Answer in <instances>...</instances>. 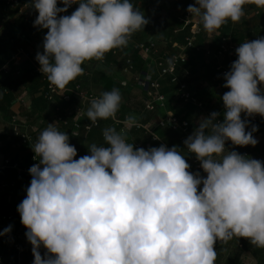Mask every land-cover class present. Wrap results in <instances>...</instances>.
Segmentation results:
<instances>
[{
	"label": "clouds",
	"instance_id": "clouds-1",
	"mask_svg": "<svg viewBox=\"0 0 264 264\" xmlns=\"http://www.w3.org/2000/svg\"><path fill=\"white\" fill-rule=\"evenodd\" d=\"M60 2L28 0L38 12L33 26L47 29L35 59L58 89L84 74L85 61L126 46L149 23L131 0ZM77 3L70 15H58ZM247 4L264 7V0H195L187 11L211 33L239 22ZM235 53L223 74L230 89L222 95L223 120L212 111L183 142L206 177L189 171L177 146L135 147L115 128L103 131L107 146L92 144L90 154L74 159L69 135L48 123L31 145L38 163L29 168L27 195L17 206L33 264H214L217 240L233 237L264 248V161L225 152L229 140L258 143V127L247 131L250 121L241 114L264 117V36L240 43ZM121 99L116 88L91 99L89 127L115 119ZM135 123L126 117V126Z\"/></svg>",
	"mask_w": 264,
	"mask_h": 264
},
{
	"label": "trees",
	"instance_id": "trees-1",
	"mask_svg": "<svg viewBox=\"0 0 264 264\" xmlns=\"http://www.w3.org/2000/svg\"><path fill=\"white\" fill-rule=\"evenodd\" d=\"M185 2L186 6L182 15L186 13L189 4H194L193 0H189V2L188 0H185ZM0 4L10 8V6L7 5L3 0L0 1ZM77 6H79L78 3ZM35 12L37 11L35 10ZM258 13L261 12L259 11ZM21 19L22 22L27 25V22H30V19L26 18L25 16H21ZM181 25L182 24H180L178 28H180ZM19 31L18 37L15 38V40L18 42L17 44H21L25 41L24 39L22 40L24 29L21 28ZM139 31L133 33L132 36L137 37V33ZM203 32L198 39V45L200 46V49L191 50L188 60L181 62L177 66L176 81H172L171 75H165L160 79L161 88L159 91L166 95V109L173 111L180 118L188 120L192 130L198 126L204 117L208 116L207 112H209V110L221 113L219 117L221 120H223L224 106L222 95L224 92L229 91L230 89L223 87L225 83L223 76L224 73H221L218 70V66L223 65L227 68V71L231 66V64H229V54L226 53L224 56L218 55L223 36L231 35V42L237 46H239L240 43L245 42V39L248 36H251V34L243 30L239 24L233 25L232 22L229 21V25L222 26L220 29H218V34L216 35L215 39H213V44L204 46L205 43L203 39ZM188 33V29L177 32L175 36L176 40L173 41L172 39L169 41L168 47L171 50H169L167 53L168 55H171L177 51L178 45L184 43L185 37ZM144 42L149 43L150 41L146 40ZM16 48L17 47H12L11 50L15 51ZM120 48H114L105 54L104 62L100 63L103 67L99 65V61L95 60V63L92 64V69H94L92 77L82 78L78 76L75 80H73L74 83L72 85L74 86L75 84L79 83L82 85L84 90L97 95H101V93L105 91H111L112 89L116 88L119 89L121 97L125 96L131 88L130 86H123L121 82L117 81L115 74L112 75L109 73V60L116 61L117 66L123 70L126 62L125 60H127V57L129 56L132 59V63L134 65L133 73L138 76L142 75L144 72H148V62L150 58L141 50L134 49L130 43H127V45L124 46L122 50ZM25 50L29 52L30 55L34 57L36 56L37 51L33 53L27 49ZM207 50H210L211 54H208ZM120 53H124L126 56L124 57L123 63L121 64H119ZM163 55H165L164 52L158 50V53L155 55L157 62ZM235 59H237V56ZM29 63L31 64L29 68L23 69L12 64L8 73H2L0 71V121L5 123L6 126V131L0 134V155L2 158H11L13 161L21 162L22 165L32 166V148L29 146L19 147L16 145V138L8 121L13 114L27 115L31 123L37 127L36 136H39L40 132L47 127L48 123H52L53 116V120H56L58 110L56 106H52L50 102L44 98L43 91L46 88V83L39 75L34 72V66L32 63L30 61ZM82 67L84 70H89L88 68L85 69L84 63L82 64ZM196 81L203 84L206 82V86H199L198 84L197 91L200 95L195 93L199 100L203 102L202 107L193 104L192 102H185L179 97V88L181 82H185L190 86L191 84L196 83ZM140 89L145 93V98H154L156 95V90L153 88ZM217 89H220L221 91H218ZM24 96L30 98L29 105L20 102ZM214 103L218 104L217 108L212 107ZM16 104L19 105L18 107L14 108ZM78 104L79 100L75 97L70 102L63 100L58 101V105L60 106L62 112L66 108L75 107ZM50 107L51 110L47 111V109ZM88 108L89 105L86 107V112ZM138 109L139 112L144 116L143 123H146L147 121L150 122V124L152 123L153 132L158 136L159 139L153 140L152 135L146 129L136 127L132 128V137L137 142H140L142 147L145 149L149 148L150 146L158 147L161 144H165L169 148L172 146H177L178 151H180L182 155H185L186 161L191 165L189 171H192L193 173L199 171L202 176H205L203 170L197 167V163L195 162V154L189 153L185 147L180 131L173 130L169 126L159 125V115L165 113L163 108L158 107L156 111L151 112L146 110L142 102L137 108H130L128 107V104L120 103L119 110L116 113V118L125 120L126 117L133 113L132 110L138 111ZM241 117L242 119H247L250 121L246 128L247 131L251 130L252 125H256L258 127V131L253 133L254 136L258 133L264 132V117L260 116L257 121H253L251 117L245 116L244 113L241 114ZM84 121L89 122L87 116H85ZM99 121V127L94 128L89 133L80 131L75 132L71 125L68 127L60 125L61 127L58 128L59 131L66 132L69 135V143L76 147L77 156L74 159L78 158V156L90 154L88 147H90L92 144H96L97 146H107L103 137V131L108 126L114 124V122L112 118L106 120L101 119ZM226 143H228V141ZM248 146L249 145L238 147L236 145V150L241 154H246L247 152V155L250 158L264 161V148L260 149V146L258 145H250V148ZM246 147L248 150H246ZM78 151H80L79 154ZM16 175L17 172L12 169H8L0 173V214L13 213L15 216L13 220L15 229L0 235V242L2 243V252L9 259L16 257L17 250L15 248V243L20 242L21 246L24 248L22 263L33 264L34 256L32 253L31 243L28 241H20L18 239V234H25L27 232V228L21 223L20 213L17 211V206L19 205L17 201H19V199L15 202V196L18 195L22 185L21 181L19 183L15 181L17 180ZM3 182L7 183L6 187H2ZM200 187H202V185ZM7 227L8 225L6 222L0 221L1 232H3V230ZM230 246L232 247L233 251L227 252L230 249ZM215 249L217 252V257L214 264H236L241 250H244L245 252H251L250 254L256 257L258 262H264V248L255 247L250 243L249 239L244 237H233L228 241L217 240ZM40 251L43 255L46 249L44 248Z\"/></svg>",
	"mask_w": 264,
	"mask_h": 264
},
{
	"label": "built area",
	"instance_id": "built-area-1",
	"mask_svg": "<svg viewBox=\"0 0 264 264\" xmlns=\"http://www.w3.org/2000/svg\"><path fill=\"white\" fill-rule=\"evenodd\" d=\"M1 1V0H0ZM7 5L10 6L13 10L17 12L20 16H25L29 18L30 14L35 11V9L30 8L28 6V1H21V0H3ZM195 3V0H193ZM58 5L63 7V4L58 0ZM77 4H72L68 11L65 13H60V15H70L76 8ZM180 21L182 23L181 27L176 30V32L183 31L185 29L189 30V33L185 37L184 43L178 45V49L176 52L172 53L171 55L165 54L160 57V60L157 62L155 61V65L159 71V77L155 78L151 73L144 72L142 75H138L135 78L136 85L140 88H153L156 90V95L154 98H143L142 103L145 106L146 110L148 111H156L158 107L163 108L165 113L159 115V125L160 126H169L173 130H179L182 136V140H185L194 130L190 128V123L186 119H182L177 116L173 111L166 109V95L161 93L159 90L161 88L160 79L163 78L165 75H171L172 81H176V68L181 62H185L188 60L190 56V51L193 49L199 50L200 46L198 45V39L203 32V24L200 21L199 17L191 15L188 11L180 17ZM230 21V20H229ZM229 21L224 24L223 26L229 25ZM128 43L132 45L134 49L141 50L147 56L149 55H156L158 53V47L155 42L150 41L143 42V41H136L133 36L129 39ZM177 45V44H176ZM238 46L231 42V35L223 36L222 43L220 45V49L218 51V55L224 56V54H229L231 64L236 57L235 49ZM208 54H211L210 50H207ZM28 59L32 65L34 66V72L39 75L42 80L46 83V88L43 91V96L47 99L52 106H56L58 113L56 115V123L62 126H72L75 132H84L89 133L94 128L99 127L100 121L98 120L95 125L91 124V121L85 122L86 116V107L90 106V101L93 98H97L100 95L95 93H90L82 88V85L79 83L75 84L74 86H66L64 89H58L52 86L49 81L47 80L46 76L41 73L39 70V63L35 59L34 56L30 55L24 47L19 46L16 48L14 55L12 56L9 63L3 65L0 69L2 73H8L10 71V66L13 64L19 67V60L21 58ZM104 60H102V63ZM134 65L132 63L131 58H127L125 62V66L123 67L124 73H131L133 72ZM218 70L221 73H225L227 68L223 65L218 66ZM91 76L90 70H84V74L80 77L87 78ZM77 98L79 100V104L75 107L66 108L63 112L61 111L60 106L58 105L59 100L70 102L73 98ZM179 97L184 100L185 102H192L200 107L203 106V102L199 100V98L191 91L190 86L185 83H180L179 88ZM21 103L27 104L26 99L23 97L20 100ZM212 111L208 112V115ZM260 117L259 114H255L251 116L253 121H257ZM218 120H221L218 117ZM114 124L116 126H122L121 131L127 133L126 141L128 143H133L135 147H142L140 142H137L131 135L132 128H143L146 129L153 137V140H158V136L153 132L151 124L143 123L136 121L135 125L126 126L125 120H120L115 117L113 119ZM11 130L16 138V145L21 146H29L34 145L37 141L38 136H36V126L31 123L29 117L23 114H13L8 121ZM80 151H78V154ZM35 153L33 152L32 155V165L38 163V159H34ZM78 158L76 159H79ZM38 158V157H37ZM195 162L197 163V167H200V162L195 158ZM31 166L22 165L21 162L13 161L11 158H2L0 155V173L4 172L5 170L12 169L17 172L18 175L21 176H29V168ZM203 170V169H202ZM205 173V177H206ZM14 185V184H13ZM7 183L3 182L2 187H6ZM202 188V187H201ZM13 213H2L0 214V221L6 222L7 225H11V230L15 229V225L13 224L14 220ZM1 232V229H0ZM18 239L21 241H28L25 234H18ZM29 242V241H28ZM15 248L17 250L16 257L9 259L3 252H2V243L0 242V264H23L22 263V255L24 253V248L21 246L20 242L15 243ZM44 247L41 246L40 250H43Z\"/></svg>",
	"mask_w": 264,
	"mask_h": 264
},
{
	"label": "crops",
	"instance_id": "crops-1",
	"mask_svg": "<svg viewBox=\"0 0 264 264\" xmlns=\"http://www.w3.org/2000/svg\"><path fill=\"white\" fill-rule=\"evenodd\" d=\"M131 2L134 4V6L142 10L145 14V17L149 20V23L144 26V29H141L137 33V37H134V39L136 41H143V42L146 40L153 41L156 43L159 51L161 50L164 52V54H167L169 50H171L168 47L169 41H171L172 39L173 41L176 40L175 39V36L177 34L176 30L178 29L179 25L182 24L180 21V17L182 16L183 11L185 10V6H186L185 0H131ZM259 11L261 13H258ZM36 13L38 15V12L35 11H33L30 14L29 16L30 22H27L28 23L27 25L22 22L21 16L17 14L15 10H13L12 8H8L3 4H0V67L2 66V64L5 65L10 62L12 56L15 53V51L11 50L12 47L15 48L18 46H24L25 49L33 53L39 50L43 51L42 41L44 35L47 32V29H40L38 27L33 26V22L37 16ZM58 15H60V13ZM232 24L233 25L239 24V26H241L243 30L251 34V36H248L245 39V41L254 40L260 36H264V7H257L255 4L245 5L244 15L241 17L240 21L236 23L232 22ZM21 28L24 29L22 40L24 39L26 42L24 41L21 44H17L18 42L17 40H15V38L18 37V33L20 32L19 30ZM203 31H204L203 39L205 43L204 46H209L213 44V39H215L216 35L218 34V30L209 33L205 31L203 28ZM122 48L123 47H121L120 49L122 50ZM119 56H120L119 64H121L123 63V59L126 56L124 55V53H120ZM148 57L150 58L148 62V71L155 78H157L159 77V71L155 65V61H156L155 55H149ZM127 58L130 57L128 56ZM102 60H104V58ZM102 60H99L100 66ZM109 61H110L109 62L110 66L108 67L109 73L112 75L115 74V78L117 79V81L121 82L123 86H127V87L130 86L131 88L129 92L122 97L121 103L128 104V107L130 108H137L138 106H140L142 99L145 98V93L137 85H135L136 83L135 78L137 75H135L133 72L124 73L123 70H121L120 67L117 66L116 61L113 60H109ZM19 63H20L19 67L23 69L29 68L31 65L29 63V60L24 57L21 58V60H19ZM93 63H95V59L84 62L85 69L88 68L91 72L90 77H92L93 75L92 73H94V69H92ZM73 83L74 82L71 81L67 86H71ZM198 84L201 86L203 85L206 86L205 85L206 82H204L203 84V83H198L196 81V83L191 84L190 88L192 89L191 91L194 94L195 93L199 94L197 91ZM261 87H264V85H262ZM24 98L26 99L27 104L29 105L30 98L27 96H24ZM18 105L19 104H16L14 108L18 107ZM51 107L48 108L47 111H50ZM132 111L133 113L130 116H134L136 121L139 122L144 121V116L139 112V109L138 111H134V110ZM53 119L54 116L52 117V123L55 124L57 129L61 127ZM146 123L150 124V122L148 121ZM5 127H6L5 123L0 121V134L6 131ZM121 127L122 126H120L119 128L118 126H116V124H112L107 128H115L117 132L127 137L128 136L127 133L121 131ZM254 137L258 140L256 146L257 145L260 146V149L264 148V132L258 133ZM227 147L229 148V150L237 149L236 145H233L230 140L228 141V143H226L225 152L228 151ZM246 150H248L247 147ZM16 179L17 180L15 181L17 183H19L20 181L22 182L21 189L18 195L15 196V202L19 199V201H17L19 204L27 195L26 189L30 185L31 178L28 176H21L17 174ZM232 251H233L232 247L230 246V249L227 252H232Z\"/></svg>",
	"mask_w": 264,
	"mask_h": 264
},
{
	"label": "rangeland",
	"instance_id": "rangeland-1",
	"mask_svg": "<svg viewBox=\"0 0 264 264\" xmlns=\"http://www.w3.org/2000/svg\"><path fill=\"white\" fill-rule=\"evenodd\" d=\"M201 86V85H199ZM218 91H221L220 89H217ZM213 108H217L218 104H215L212 106ZM212 111V110H209ZM208 113V112H207ZM152 123L150 125V127H152ZM215 247V245H214ZM251 252H245L244 250H241V252L238 255V261L236 264H264V262L260 261L258 262V260L256 259V257H254L252 254H250ZM263 258V257H262Z\"/></svg>",
	"mask_w": 264,
	"mask_h": 264
}]
</instances>
